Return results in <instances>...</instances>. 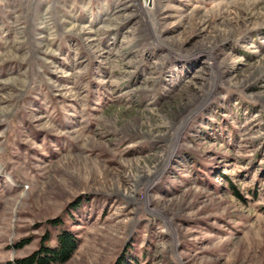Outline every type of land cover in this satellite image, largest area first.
Segmentation results:
<instances>
[{"label":"rangeland","instance_id":"1","mask_svg":"<svg viewBox=\"0 0 264 264\" xmlns=\"http://www.w3.org/2000/svg\"><path fill=\"white\" fill-rule=\"evenodd\" d=\"M62 232L264 264V0H0V264Z\"/></svg>","mask_w":264,"mask_h":264},{"label":"trees","instance_id":"2","mask_svg":"<svg viewBox=\"0 0 264 264\" xmlns=\"http://www.w3.org/2000/svg\"><path fill=\"white\" fill-rule=\"evenodd\" d=\"M77 246L76 238L69 232H62L57 236V246L54 249L43 246L29 256L16 260V264H63L67 262ZM113 264H127L121 257Z\"/></svg>","mask_w":264,"mask_h":264},{"label":"bare ground","instance_id":"3","mask_svg":"<svg viewBox=\"0 0 264 264\" xmlns=\"http://www.w3.org/2000/svg\"><path fill=\"white\" fill-rule=\"evenodd\" d=\"M151 5H152V4H151ZM146 6H147V4H145L144 7L146 8ZM150 7H152V6H150ZM146 10H148V9H146ZM149 10H150V9H149ZM146 14H147V13H146ZM177 17H178V16H177ZM178 18H179V17H178ZM202 18H203V17H202ZM204 20H205V19H204ZM221 20H223V19H221ZM198 21H199V20H198ZM213 21H214V20H213ZM214 22H215V21H214ZM199 23H200V22H199ZM203 23H204V22H202V24H203ZM206 23H207V22H206ZM220 23H221V22H220ZM212 24H213V23H212ZM222 24H223V23H222ZM197 25H198V24H197ZM223 26H225V24H224ZM227 26H228V25H227ZM210 27H211V26H210ZM210 27H209V28H210ZM219 27H220V26H219ZM196 28H198V27H196ZM214 28H217V27H214ZM230 28H231V27H230ZM230 28H229V29H230ZM206 29H207V28H206ZM197 30H198V29H197ZM200 30H201V29H200ZM200 30H199V31H200ZM217 30H218V29H217ZM214 38H215V37H214ZM204 54H206V52H204ZM207 55H208V54H207Z\"/></svg>","mask_w":264,"mask_h":264}]
</instances>
